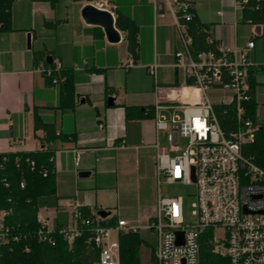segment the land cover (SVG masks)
<instances>
[{
	"label": "crops",
	"instance_id": "obj_1",
	"mask_svg": "<svg viewBox=\"0 0 264 264\" xmlns=\"http://www.w3.org/2000/svg\"><path fill=\"white\" fill-rule=\"evenodd\" d=\"M96 1H103L115 18L121 14L135 23V59L127 50L125 32L115 27L120 41L109 44L101 29L82 22L81 8ZM192 6L197 21L222 48H242L256 26L234 9L233 0H195ZM9 13L10 30L0 31V154L46 148L53 153L55 193L43 199L37 214L51 228L68 226L72 207L79 205L90 213L107 211L115 222L144 229L155 213L153 146L170 154L168 131L155 127L154 87L177 86L181 81L173 68L179 45L167 7L162 4L156 13L148 0H16ZM46 56L70 72L74 82L75 107L69 115L56 110L58 88L48 85L36 70ZM129 59L132 66L122 68ZM250 59L263 61L260 41ZM152 65L154 75L147 71ZM251 72L255 119L264 123V69ZM109 97L114 99L111 107ZM34 107L60 133L48 146L43 132L34 130ZM157 114L168 118L171 112ZM161 132L166 145L161 144ZM73 151L78 153L77 165ZM81 171L90 175L79 178Z\"/></svg>",
	"mask_w": 264,
	"mask_h": 264
},
{
	"label": "built area",
	"instance_id": "obj_2",
	"mask_svg": "<svg viewBox=\"0 0 264 264\" xmlns=\"http://www.w3.org/2000/svg\"><path fill=\"white\" fill-rule=\"evenodd\" d=\"M148 1L156 13L165 4L172 17L179 45L173 68L181 77L177 86L154 87L155 127L168 131L169 152L179 151L172 157L153 146L157 184L163 178L166 184L194 185L196 189L188 221L184 220L180 197L157 196L155 213L144 227L157 238L148 264H264V169L244 153L258 129L246 118L243 107L252 98L250 72L264 69V59L260 63L250 59L256 35L252 31L242 48L232 49L220 47L207 35V48L196 49L189 27L195 0ZM245 3L246 0H233L234 9L241 12ZM90 4L108 11L103 1ZM132 64L129 59L122 68ZM60 68L58 62L52 61L51 69L41 65L36 70L49 78ZM154 69L152 65L147 71L154 75ZM56 83L51 79L52 85ZM159 110L171 114L167 118L158 115ZM227 115L231 117L223 128L219 118ZM73 161L77 165L76 151ZM79 207H72L70 225L57 228H51L37 214L38 240L52 244L48 235L57 231L71 246L81 235L82 229L76 226L79 220L80 227L89 233L87 245L97 252L93 264H120L119 236L137 233L139 228L122 220L104 226V219L96 212L82 218ZM6 214L0 211V243L8 232L2 223ZM219 231L222 236L216 235Z\"/></svg>",
	"mask_w": 264,
	"mask_h": 264
},
{
	"label": "trees",
	"instance_id": "obj_3",
	"mask_svg": "<svg viewBox=\"0 0 264 264\" xmlns=\"http://www.w3.org/2000/svg\"><path fill=\"white\" fill-rule=\"evenodd\" d=\"M14 1L16 0H0V31L10 30L9 9ZM241 13L250 24L261 27L260 38H254V45L256 41H260L264 47V2L246 0ZM115 27L126 33L127 50L131 58L135 59L137 26L128 17L117 14ZM189 27L196 49H206L204 40L207 33L203 32L207 29L206 26L199 23L194 16ZM43 66L51 69L52 62L46 64L44 61ZM51 79L57 81L53 86H56L59 92L56 110L61 114H71L75 107V91L70 72L61 67L58 72H52L49 78L45 77L48 85H52ZM249 84L252 98L245 102L243 107L246 118L256 123L258 129L254 142L245 146L244 153L251 157L257 166L264 169V123H257L255 119L252 72L249 75ZM126 112L129 113V109H126ZM230 117L227 115L219 118L223 128ZM33 127L35 131L43 132V140L47 146L60 137L54 124L47 122L36 107L33 108ZM66 136L74 137V134ZM52 154L49 148L35 153L0 154V211L7 213L2 223L8 230L6 239L0 243V264H93L97 259V252L90 250L87 245L89 233L80 227L79 220L76 221V226L82 229L81 235L71 246L66 244L57 231L48 235L53 240L52 244L38 240L39 224L36 220L38 210L43 199L55 193ZM79 211L82 218H87L90 214L83 206L79 207ZM102 224L112 226L115 221L108 217ZM118 241L120 264H140L139 249L143 240L139 234H122Z\"/></svg>",
	"mask_w": 264,
	"mask_h": 264
},
{
	"label": "rangeland",
	"instance_id": "obj_4",
	"mask_svg": "<svg viewBox=\"0 0 264 264\" xmlns=\"http://www.w3.org/2000/svg\"><path fill=\"white\" fill-rule=\"evenodd\" d=\"M205 9L208 11L211 10L210 7ZM159 135H160L161 144L166 145L164 140L165 133L161 132ZM181 145L184 146L185 143L182 142ZM178 153L179 151L176 150L170 151V155L172 157L176 156ZM195 191L196 189L194 185L166 184L164 182V179L161 178L159 184H157L156 188L154 189L153 198L151 201V208L153 209L156 205L157 192L159 196L162 198L172 197V196L180 197L183 205V217L184 220L188 221L191 219V204L193 202V196L195 194ZM142 224H144V222ZM138 234L143 240V244L139 249V262L140 264H148L150 260V254L153 251V249H155L157 246V238L153 232L149 230H144L142 228L138 230ZM216 235L222 236V233L219 231L216 233Z\"/></svg>",
	"mask_w": 264,
	"mask_h": 264
},
{
	"label": "water",
	"instance_id": "obj_5",
	"mask_svg": "<svg viewBox=\"0 0 264 264\" xmlns=\"http://www.w3.org/2000/svg\"><path fill=\"white\" fill-rule=\"evenodd\" d=\"M80 17L82 22L85 25L97 27L102 30L104 38L109 44H117L120 41V33L115 28V18L112 17L110 12L106 10H101L94 7L91 4H85L80 10ZM253 32L257 37H260V27L255 26L253 28ZM27 48L30 46V35H27ZM52 62V58L50 56L45 57V63L50 64ZM114 99L109 97L107 99V106H113ZM90 175L89 172L81 171L78 173L79 178H86ZM96 214L101 219H106L110 216V213L104 210L96 211ZM180 236V233L176 234Z\"/></svg>",
	"mask_w": 264,
	"mask_h": 264
}]
</instances>
